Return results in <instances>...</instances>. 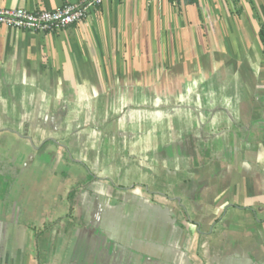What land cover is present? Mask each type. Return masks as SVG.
Here are the masks:
<instances>
[{
	"label": "crops",
	"instance_id": "crops-1",
	"mask_svg": "<svg viewBox=\"0 0 264 264\" xmlns=\"http://www.w3.org/2000/svg\"><path fill=\"white\" fill-rule=\"evenodd\" d=\"M0 264H264V0L0 26Z\"/></svg>",
	"mask_w": 264,
	"mask_h": 264
},
{
	"label": "built area",
	"instance_id": "built-area-1",
	"mask_svg": "<svg viewBox=\"0 0 264 264\" xmlns=\"http://www.w3.org/2000/svg\"><path fill=\"white\" fill-rule=\"evenodd\" d=\"M106 0H80L56 11L0 8V26L36 33H58L86 21Z\"/></svg>",
	"mask_w": 264,
	"mask_h": 264
},
{
	"label": "trees",
	"instance_id": "trees-1",
	"mask_svg": "<svg viewBox=\"0 0 264 264\" xmlns=\"http://www.w3.org/2000/svg\"><path fill=\"white\" fill-rule=\"evenodd\" d=\"M170 2H174V1H178V0H169ZM189 1V3H195V2H197V0H188Z\"/></svg>",
	"mask_w": 264,
	"mask_h": 264
}]
</instances>
